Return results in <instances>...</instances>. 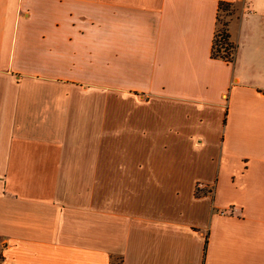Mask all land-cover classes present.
<instances>
[{"label":"crops","instance_id":"0c3cea01","mask_svg":"<svg viewBox=\"0 0 264 264\" xmlns=\"http://www.w3.org/2000/svg\"><path fill=\"white\" fill-rule=\"evenodd\" d=\"M0 264H264V0H0Z\"/></svg>","mask_w":264,"mask_h":264},{"label":"trees","instance_id":"16d2710c","mask_svg":"<svg viewBox=\"0 0 264 264\" xmlns=\"http://www.w3.org/2000/svg\"><path fill=\"white\" fill-rule=\"evenodd\" d=\"M237 12V4L220 2L212 47L213 59L234 62L237 47L232 37L231 26Z\"/></svg>","mask_w":264,"mask_h":264},{"label":"built area","instance_id":"2783aa9c","mask_svg":"<svg viewBox=\"0 0 264 264\" xmlns=\"http://www.w3.org/2000/svg\"><path fill=\"white\" fill-rule=\"evenodd\" d=\"M203 187H204L203 184H198V185H197V190H201Z\"/></svg>","mask_w":264,"mask_h":264},{"label":"rangeland","instance_id":"374dc122","mask_svg":"<svg viewBox=\"0 0 264 264\" xmlns=\"http://www.w3.org/2000/svg\"><path fill=\"white\" fill-rule=\"evenodd\" d=\"M240 12H241V11H240V7H238V12L236 13L234 19L237 17V15H238ZM202 189H203V188H202ZM199 191H200V190H199Z\"/></svg>","mask_w":264,"mask_h":264}]
</instances>
